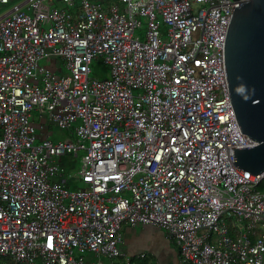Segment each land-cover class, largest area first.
I'll return each instance as SVG.
<instances>
[{
	"label": "built area",
	"instance_id": "1",
	"mask_svg": "<svg viewBox=\"0 0 264 264\" xmlns=\"http://www.w3.org/2000/svg\"><path fill=\"white\" fill-rule=\"evenodd\" d=\"M60 1L0 13V260L105 264L125 256V222L163 226L182 264H264V169L233 163L255 142L224 68L239 0ZM99 56L109 75L90 78ZM33 111L79 123L38 141ZM79 149L71 188L53 157Z\"/></svg>",
	"mask_w": 264,
	"mask_h": 264
},
{
	"label": "water",
	"instance_id": "2",
	"mask_svg": "<svg viewBox=\"0 0 264 264\" xmlns=\"http://www.w3.org/2000/svg\"><path fill=\"white\" fill-rule=\"evenodd\" d=\"M224 68L240 131L255 142L232 148L233 163L259 173L264 169V0H239L233 7L224 39Z\"/></svg>",
	"mask_w": 264,
	"mask_h": 264
},
{
	"label": "rangeland",
	"instance_id": "3",
	"mask_svg": "<svg viewBox=\"0 0 264 264\" xmlns=\"http://www.w3.org/2000/svg\"><path fill=\"white\" fill-rule=\"evenodd\" d=\"M19 1L21 0H9V2L6 4H0V13L10 9L14 4H16ZM91 1L100 2L102 4H106L109 1L117 2L116 0H91ZM79 2L80 0H75V5H78ZM51 6L53 7L56 6V7L61 8L63 7V3L60 0H53V2L51 3ZM140 20H141L142 25L141 27L135 30V35L141 38L143 31L145 29L146 18L144 16H141ZM46 62L48 63V57H46L45 60L41 61L40 63L46 64ZM58 62L60 65H62V63L59 60ZM90 67H91V72L89 74L90 78H102V77H106L109 75V66L107 65V63L104 62V58L102 56L93 58L90 64ZM61 68L62 70L58 71V73H61V72L67 73V70L65 69L63 65L61 66ZM31 119L35 122L37 126L36 137L38 141H40V139L45 135H47L53 141L65 139L66 137L73 135L74 133L73 127L79 123V121H77L70 128L59 127L55 123L51 122L48 119V116L46 114L37 115L35 111L32 112ZM84 157H85V150L83 149L78 150L77 156H74L73 154H65L63 156L53 157V162L57 163L59 167H62L64 169L65 176H71V179H69L70 177L68 178L69 184H70L68 187L83 188L82 183L79 182L78 180H75L72 177V174H76L78 172L79 163H80L79 160L80 158H84ZM263 184H264V179H263ZM82 254L85 257V259H90L93 257V254L88 253V252L82 253ZM101 258L105 262H109L110 260L109 258L105 256H101ZM115 259L116 258H113V260ZM0 261L1 263L4 262L3 259Z\"/></svg>",
	"mask_w": 264,
	"mask_h": 264
},
{
	"label": "crops",
	"instance_id": "4",
	"mask_svg": "<svg viewBox=\"0 0 264 264\" xmlns=\"http://www.w3.org/2000/svg\"><path fill=\"white\" fill-rule=\"evenodd\" d=\"M121 232L125 256L103 260L105 264H182L174 238L163 226L123 222Z\"/></svg>",
	"mask_w": 264,
	"mask_h": 264
},
{
	"label": "trees",
	"instance_id": "5",
	"mask_svg": "<svg viewBox=\"0 0 264 264\" xmlns=\"http://www.w3.org/2000/svg\"><path fill=\"white\" fill-rule=\"evenodd\" d=\"M0 264H13L9 259L4 260V262L0 263Z\"/></svg>",
	"mask_w": 264,
	"mask_h": 264
}]
</instances>
